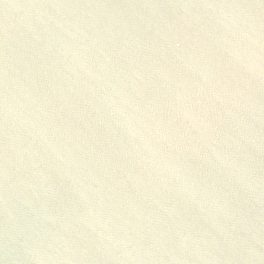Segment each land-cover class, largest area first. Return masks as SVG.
Wrapping results in <instances>:
<instances>
[{
  "label": "water",
  "instance_id": "obj_1",
  "mask_svg": "<svg viewBox=\"0 0 264 264\" xmlns=\"http://www.w3.org/2000/svg\"><path fill=\"white\" fill-rule=\"evenodd\" d=\"M0 264H264V0H0Z\"/></svg>",
  "mask_w": 264,
  "mask_h": 264
}]
</instances>
